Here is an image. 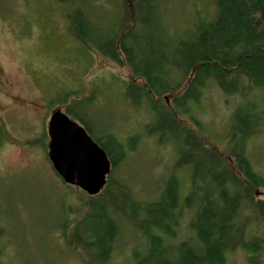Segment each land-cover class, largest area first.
<instances>
[{
    "label": "trees",
    "instance_id": "trees-1",
    "mask_svg": "<svg viewBox=\"0 0 264 264\" xmlns=\"http://www.w3.org/2000/svg\"><path fill=\"white\" fill-rule=\"evenodd\" d=\"M54 1L69 4L62 15L69 37L127 73L131 88L156 118L158 145L185 140L173 171L184 170L187 191L182 192L174 172L159 198L144 204L136 201L123 178L115 177L128 150L115 137L108 136L105 143L85 127L107 155L111 170L103 190L85 197V212L73 229L68 228L69 250L84 264H111L122 231L130 228L139 239L128 263L122 264H227L235 251L244 254L247 264H259L264 256V197L255 193H264V180L252 169L246 143L260 131V115L242 109L231 117L226 138L234 146L229 150L209 143L197 117L210 87L224 96L264 101V0H205L213 13L203 9L193 17L194 27L184 40L174 42L157 34L164 31L159 22L165 0H127L125 11L120 9L125 21L130 19L129 26L119 25L110 39L96 27L91 12L96 5L85 8L83 3L75 5L76 0ZM146 27L152 39L137 34ZM164 51L174 54L165 70ZM175 73L180 75L177 80ZM65 112L71 115L67 106ZM2 140L0 123V146ZM185 214V237L174 244ZM3 255L0 244V264Z\"/></svg>",
    "mask_w": 264,
    "mask_h": 264
},
{
    "label": "rangeland",
    "instance_id": "rangeland-1",
    "mask_svg": "<svg viewBox=\"0 0 264 264\" xmlns=\"http://www.w3.org/2000/svg\"><path fill=\"white\" fill-rule=\"evenodd\" d=\"M78 3L85 8L96 5L90 10L104 39L112 38L119 25L126 22L129 26L130 19L125 21L120 9L125 11L127 0H76L75 5ZM162 4L159 23L164 31L159 29L157 34L168 42L184 40L194 27L193 17L203 9L209 15L213 13V7L205 0H165ZM68 6L54 0H0L3 264H84L69 250L65 237L68 228L73 229L85 212L82 205L87 195L62 183L47 159V123L58 109L65 112L67 106L71 114L68 117L86 127L93 137L108 143L107 137L113 136L128 150L115 177L123 178L136 201H156L174 172L182 192L187 191L184 170L173 171L181 161L178 150L185 146V140L171 146L158 145L156 118L139 92L131 88L127 73L66 34L62 15ZM137 34L141 38L154 37L147 27L139 28ZM163 55L161 66L165 70L171 67L174 54L164 51ZM173 78L177 80L180 75L175 73ZM200 105L197 120L206 127L205 136L218 150L233 148L226 137L231 117L238 110L260 115L256 116L261 118L260 131L249 137L246 155L252 169L264 180V101L224 96L210 87ZM238 146L239 142L234 148ZM188 175L186 170L187 178ZM185 215L174 244L185 237L188 214ZM137 239L130 228L124 229V247L118 241L111 264L128 263ZM259 261L264 264V256ZM227 264L247 262L241 251H235L228 255Z\"/></svg>",
    "mask_w": 264,
    "mask_h": 264
},
{
    "label": "water",
    "instance_id": "water-1",
    "mask_svg": "<svg viewBox=\"0 0 264 264\" xmlns=\"http://www.w3.org/2000/svg\"><path fill=\"white\" fill-rule=\"evenodd\" d=\"M47 159L62 183L89 197L104 188L111 164L102 148L82 125L61 110L54 111L47 123Z\"/></svg>",
    "mask_w": 264,
    "mask_h": 264
},
{
    "label": "flooded vegetation",
    "instance_id": "flooded-vegetation-1",
    "mask_svg": "<svg viewBox=\"0 0 264 264\" xmlns=\"http://www.w3.org/2000/svg\"><path fill=\"white\" fill-rule=\"evenodd\" d=\"M259 194H260L262 197H264V193H263V192H258V191L255 193V196H258ZM198 197H200L199 194H198ZM172 243H173V242H172ZM172 245H173V244H172ZM170 253H171V255H172V254H173V251H171Z\"/></svg>",
    "mask_w": 264,
    "mask_h": 264
}]
</instances>
